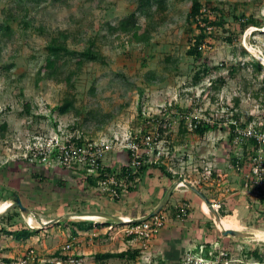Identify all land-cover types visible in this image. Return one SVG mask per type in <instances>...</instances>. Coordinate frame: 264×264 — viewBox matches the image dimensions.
Wrapping results in <instances>:
<instances>
[{
  "label": "rangeland",
  "instance_id": "obj_1",
  "mask_svg": "<svg viewBox=\"0 0 264 264\" xmlns=\"http://www.w3.org/2000/svg\"><path fill=\"white\" fill-rule=\"evenodd\" d=\"M201 1L205 3L207 0ZM211 1L214 6L223 7L226 13L234 3H238L239 10L264 19V0ZM191 4L192 0H170L164 11H155L156 6H153L155 12L149 19L135 12L139 0H0V22L8 19L13 27L10 36L0 34V125L8 124L5 132L0 131V163L6 158L27 159L31 156L34 160L29 158L28 163L32 165L36 162L35 165L59 167L58 162L49 163L50 160L44 164L31 150L41 141L46 144L67 141L65 133L73 136L83 133L97 142L109 140L113 145L110 151H119V155L124 156L127 155V140L137 133L153 132L158 136L161 123L156 117L159 116L167 120L163 127L169 123V128L160 133L159 140L153 144L150 151L152 160L162 162L176 178L185 181L189 176L197 177L196 169L203 172L207 167H213V173L220 181L230 179L244 191L241 174L239 176L232 163L233 146L228 127L221 123L223 128L220 125L204 135L184 131L186 124L181 123V113L191 108L194 114L212 115L218 120L238 113L242 122H248L250 116H253L252 122L264 120V25L261 28L249 26L240 33L235 19L229 16L226 24L216 31L212 46L207 48L201 59H197L187 53L190 38L194 35L186 20ZM121 22L124 25L120 31L113 32L110 27ZM146 27L151 29L149 43L140 41V37L131 41V31L140 33ZM59 35L67 37L68 46L75 50H83L94 39L104 61H85L78 66L74 57L69 55V66L65 71H74V75L68 83L48 77L47 69L39 74L45 64L50 40ZM229 36L233 42L228 41ZM255 63L263 67H257ZM10 64V68H4ZM203 64L219 68L195 84L194 74ZM233 67L236 70L232 74ZM220 76L226 82L216 90L212 88V79ZM71 95L76 96L79 114L60 115L53 111ZM171 103L176 106L171 108ZM26 104L31 106L32 112L26 111ZM146 117L155 120L150 127L143 124ZM75 122L79 126L73 131L71 125ZM74 166L78 168L79 164L63 168ZM181 186L187 188L185 184ZM197 187L201 189L200 185ZM51 192L49 187L36 190L32 201H29L34 210L30 209V214L25 217L27 223L39 229L34 233L37 234L34 238L37 246L30 244L26 251L35 249L36 255L46 260L43 264H51L60 256L70 255V251L64 248L67 242L74 246L82 243L85 251L92 252L76 258L81 264H161V261L185 264L188 253L197 261L201 260L202 264H264L263 197L252 195L254 205L247 211L235 213V216L226 217L223 208L218 210L225 214L222 216L220 213L221 217L238 225L236 229L255 234L249 238L222 235L221 228L207 213L208 226H204L207 233L201 242L211 246L207 256L206 248L202 250L195 246L184 251L181 258L175 252L173 257H166L163 252L158 254L157 250L146 249V255L141 253L131 259H110L99 263L94 258L96 253L105 250L119 252L129 247L136 249V240L126 237L123 231H112L113 235H98L90 239L85 233L80 234V229L76 236L70 237L75 225L93 224L92 218L82 216L96 212L101 205L83 201L71 209L78 213L59 217L61 214L55 210ZM3 193L0 190V199L6 198ZM204 193L210 195L209 191ZM199 199L198 203L203 205L204 201L201 197ZM8 209L5 211L9 212L8 216L21 213L15 221L18 228L25 226L22 211L19 208ZM86 210L91 212L83 213ZM36 213L41 215L35 218ZM172 213L169 212L170 215ZM29 217L35 220L31 223ZM2 224L0 222V226ZM5 225L11 229L7 223ZM203 225L204 222L199 227ZM41 230L44 231L39 235ZM6 231H2L0 238V258L21 257L19 253L15 254L20 249V241L11 238ZM79 237H83L81 241ZM187 240L192 243V239ZM256 248L262 254L261 259L250 254ZM11 251L13 255L10 256ZM57 251H60V256L56 255Z\"/></svg>",
  "mask_w": 264,
  "mask_h": 264
},
{
  "label": "crops",
  "instance_id": "obj_2",
  "mask_svg": "<svg viewBox=\"0 0 264 264\" xmlns=\"http://www.w3.org/2000/svg\"><path fill=\"white\" fill-rule=\"evenodd\" d=\"M108 153L109 154H107L103 160V164L106 166H122L129 160L128 151L127 155H124L125 158L124 156H120L119 154H121V152L118 151L117 153L116 150H114L113 153L111 151ZM73 168L65 169L60 166L51 168L49 166L47 167L40 164L35 165V163L32 165L31 163H28L24 158H6L0 163V190L4 192L3 196L6 197L4 199H0V203L13 202L15 201L16 197H20L21 201L29 206V201H32V194L35 193L36 190H44L48 189L49 187L50 191H52L50 194V198H52V203L56 205L55 210L56 212L61 214L59 215V217L78 213L76 211H72L71 209L76 207V205L80 202L85 201L87 202V204H97L98 202L101 205V208L96 211H103L119 218L132 217L134 218V220H137L139 218L150 215L160 205L169 189L175 183H179L180 181V178L170 179L158 168L150 167L146 174L141 177L138 188L133 191L124 190L125 193L123 192L122 197L117 200V198L112 197L109 192L104 189L105 185L100 184L97 187L87 185L86 180L84 179V169L81 168L80 164L78 168ZM230 174L232 175L231 171ZM108 180L109 179H107L106 181ZM233 181H236L234 177ZM222 183V187H212L208 184H203L201 186V190L203 192L209 191L210 195L213 196H208L211 200L221 201L223 211L226 212V217L228 215L235 216V213H238L240 211H247L251 208L250 206L254 205V198L250 196L249 193H247L245 188L244 191L240 190L238 188V184L232 183L230 179L223 180ZM224 186L227 187V190L222 191ZM193 194H195V192L188 187L184 188L181 185L177 186V189H175L168 203L162 209H166L164 211L165 214L168 215V223L158 231L147 250H157L158 254H161L163 252L164 256L166 257H169L170 255H172L171 257H173V255L176 253L178 258H181V254H183L184 251L202 244V239L203 237L205 238V234L207 233L204 229V226H208V219L206 217L207 213L204 211L203 205L198 203L200 197H198V195L196 194V196H194ZM180 200L189 201L192 207L191 215L185 221H178L176 218H173V215L169 214V212H172L174 207L180 203ZM248 200H250V203L248 202ZM262 202L264 203V200ZM28 208L34 210V208H32L31 206H29ZM108 208H110L111 210ZM68 209L70 210L68 211ZM228 211H230V213H228ZM87 212H91V210H86V212L83 213ZM40 215V213H36V215L34 216L35 218H37ZM22 217L25 226H27L26 218L24 217V215H22ZM35 218H33V220H35ZM91 218V221L93 222V228L90 230H82L81 232H79L80 234L82 232L85 233V236L87 238L90 237V239H92L93 236L98 235H113V232L111 233L110 231H108V226H102V228H100L98 226V223L110 222L109 224H116L117 222H119L109 217H97V215L91 216ZM100 219L104 220L98 221ZM203 222V227H199V225L202 226ZM196 224L198 227L196 226ZM44 230H41L39 235H42ZM63 234L66 235L65 232H63ZM69 234L70 233H68V235ZM35 236H37V234L32 235L26 240H19L20 242L18 243V246L20 247V249L18 250V252L16 251L15 254L19 253L20 256L26 255V250L28 246H30V244L31 246H33L34 244L35 246H37L34 239ZM10 237L13 238V236L11 235ZM82 238L83 237H79L80 241L82 240ZM188 238L190 240L192 239V243H189V241L187 240ZM135 240L136 248H141V240ZM43 242H41L42 245H44ZM67 243L72 244V249L68 250L70 251L68 252L70 254L69 256L73 254L79 256H88L92 253L91 251H85L83 248L84 245L82 243L76 246H74L72 242ZM147 250L145 249L146 252ZM23 251L24 253L21 255ZM10 253V256L13 255L12 251Z\"/></svg>",
  "mask_w": 264,
  "mask_h": 264
},
{
  "label": "trees",
  "instance_id": "obj_3",
  "mask_svg": "<svg viewBox=\"0 0 264 264\" xmlns=\"http://www.w3.org/2000/svg\"><path fill=\"white\" fill-rule=\"evenodd\" d=\"M170 0H139V5L137 10L135 12L137 14H141L145 16L146 18L151 19L153 17L155 11H164L168 8V3ZM153 6H156L155 11H153ZM134 12V13H135ZM231 16L233 19H235L236 23L238 24L240 28V33L244 32L249 26H255L258 28L263 27L264 25V19L257 18L254 13H247L245 10L241 11L239 10L238 3L233 4L232 9H228L227 13L223 7H217L214 6L213 2L211 0H207L205 3H202L201 0H192L191 7L189 9V12L187 14V23L189 25V30H191L194 35L190 38V46L187 50V53L191 56H195L197 59H201L203 54H205V51L207 48L212 46V40L215 37L216 31L220 27H223L226 24V21L228 20V17ZM151 24V23H150ZM124 25L123 22H121L118 26L110 27L113 29V32H119L120 27ZM13 27L12 23H9L8 19L0 22V34L2 36H10L12 34ZM62 34V33H61ZM132 35L131 41L136 39L137 37H140V41L149 43L150 41V34L151 29L149 27H146L144 31L138 32L136 30H133L130 32ZM64 37V36H63ZM67 37L62 38V35L53 37L47 48H48V54L45 60V64L40 68L39 74L43 72L44 69H47V76L52 77L57 81H66L67 83L72 79V76L74 75V71L66 72L65 70L69 66V60L67 57L70 55L74 57L75 64L78 66H81L84 64L85 61L90 62H99L104 61V55L103 53L95 47V40H90V44L85 47L83 50H75L71 49L68 46L67 43ZM228 41L233 42V39L231 36L228 37ZM247 53V51H245ZM170 59V58H168ZM257 67H263L260 63H255ZM203 67H199L198 70H196L194 74V82L195 84L199 83L201 80L207 78L213 71H215L218 66H210L208 64H203ZM12 65H6L4 66L5 69L10 68ZM236 70V67L232 68V74L233 71ZM54 76V77H53ZM226 80L223 76L217 77L216 79H212V88L214 89H221L222 86L225 84ZM76 96L71 95L66 98H64L63 102L60 105H57L54 107L53 111H57L58 114L64 115L68 114L70 112H75L77 114L80 113L79 109L76 107L75 102ZM236 101H238L236 99ZM176 105L172 104L170 105L171 108L175 107ZM178 107V106H177ZM25 109L27 112H32L31 106L29 104H26ZM141 112V109H140ZM181 113V112H180ZM166 112L163 113L165 115ZM185 114V115H184ZM194 114V111L191 110V108L188 109V111L181 113V123H185L184 125V131L190 130L189 126L186 122V116ZM231 118H235L237 120H240L239 113L237 115H231ZM214 116L215 122L210 123L203 119L198 122L197 119L193 118V122L196 125V127H193V131L197 134L204 135L206 132L211 131L213 129H216L220 126L221 123L227 122V119L225 117H222L221 119H217ZM157 121L161 123L160 126V133H163L165 129L169 128V123L166 124L165 128L163 127L164 122L167 121L166 119L157 116ZM253 119V116L249 117L248 122H242L241 124L243 126H247ZM251 120V121H250ZM152 121H155L152 119V117L145 118L144 120V126L150 127L152 124ZM7 123H2L0 125V131L5 132L7 130ZM79 123L75 122V124L71 125V129L73 131H76L78 129ZM229 129V138L230 140L233 137V128L234 125L232 123H229L228 126ZM144 130V129H143ZM142 132V131H141ZM143 133V132H142ZM160 133H158V138L160 136ZM147 134V133H143ZM143 134L140 133V135L143 136ZM161 138V137H160ZM87 139L94 140L93 138H87L86 135L83 133L80 135H74L71 138L72 142H75L77 145H82ZM159 140V139H158ZM128 151L129 160L126 164H123L122 166L118 167H110L103 164L104 158H102L101 167L98 170L97 173L92 172L90 173L88 171V168L91 167L87 161H84V163H77L83 166V173L85 175L84 179L86 180V184L90 186H99L102 184L103 181H106L110 177L114 176L117 181L121 182L122 185L119 188L121 192V197L124 192V190L127 191H133L138 188L139 181L141 177L146 174L148 169L151 168H158L161 170L166 176H168L170 179H176V175H174L169 169L162 164V162H156L151 159L149 146L142 145L141 146V153L142 156L140 157V164L136 167H132V162L134 160L133 153L130 150ZM56 152L53 154V157L57 154ZM156 153V151H155ZM27 162H29V159H25ZM236 156L232 157V163L233 165L236 164ZM65 167V166H61ZM216 175V173H214ZM124 179V181L122 180ZM179 179V178H177ZM180 180H183V178H180ZM123 181V182H122ZM125 193V192H124ZM118 200V198H117ZM166 210V209H164ZM162 210V211H164ZM173 218H176L178 213V205L174 207L172 210ZM191 213V211H190ZM221 213V212H220ZM9 212L3 215L0 218V222L3 223L0 226V238L2 237V231L7 230L11 236L18 240H26L30 238L36 231L39 229H31L28 225L23 226L22 228L17 227V223L15 221V217L19 216L21 213H14L12 215H9ZM221 215H225L221 213ZM190 214H188L184 220H187L189 218ZM168 217V216H167ZM139 221H135V223H138ZM4 223H7L11 229H9L6 225L4 226ZM77 223V221L75 222ZM74 223V225H75ZM110 222H101L98 223V226H108ZM101 226V227H102ZM76 229L71 232L70 237L76 236L79 229L80 230H90L93 228V224L89 226H83V225H75ZM13 228H16L15 230ZM210 244L205 245L204 243L201 245H198L197 248H201L202 250L206 248V256L210 253ZM203 252V251H201ZM251 255H254L255 257L261 259L262 254L259 252L258 248L250 251ZM141 253L146 255V251L144 248H136L132 249V247H129V249H126L124 251H105V252H98L94 255L95 261L99 263H105L106 261L110 259H131L134 257H137ZM57 256H60V251L56 252ZM71 256H60L58 259L65 261V264H68L66 260ZM74 258H81L79 255H73ZM5 261L9 262L11 261L10 258H5ZM51 264H56V262H52ZM161 264H168L165 261H161ZM180 264V261H179Z\"/></svg>",
  "mask_w": 264,
  "mask_h": 264
},
{
  "label": "built area",
  "instance_id": "obj_4",
  "mask_svg": "<svg viewBox=\"0 0 264 264\" xmlns=\"http://www.w3.org/2000/svg\"><path fill=\"white\" fill-rule=\"evenodd\" d=\"M193 118L197 119L200 122L201 119L213 123L215 122L214 117L211 115L209 117L202 116L200 113L192 114L186 116V122L190 130H193V127L196 125L193 122ZM227 122H223V126H228L229 123L234 125L233 128V137L230 140L233 146V154L236 156V164L233 165L236 172L242 177V180L245 184V189L247 193L256 198H264V120L259 122H250L247 126L241 124V120L235 118L226 117ZM221 125V124H220ZM221 125V128L223 126ZM166 126V124H165ZM153 132H148L143 136L140 133H137L134 138L127 140L126 148L127 150L132 151L134 160L132 162V167L136 168L140 164L141 146H149V151H152L153 144L158 140V136L151 134ZM66 134L67 141L65 142H52L46 144L41 141L40 145L35 144L31 150L33 154H37L36 157L40 158L41 162L45 164L46 160L58 162L59 166H71L73 163H84L87 161L91 167L88 168L90 173L95 172L98 175V170L101 167L102 158L113 150V145L110 144L108 140L100 142L95 140L87 139L82 145H77L75 142L71 141L72 134ZM36 143V142H34ZM58 151L57 154L53 157V154ZM34 160L33 157H27V159ZM36 163V162H35ZM213 167H207L205 171L201 172L196 169L197 177L193 178L189 176V179H186L189 183L194 186H202L203 184H208L210 186H220L222 187V181L213 173ZM220 176V175H219ZM124 181V179H122ZM122 181V182H123ZM105 185L104 189L109 192L112 197L120 199L121 192L120 187L121 182L117 181L114 176L110 177L108 181H103ZM184 182L180 181L179 185H183ZM227 190V187L224 186L222 191ZM213 206L216 210L222 208V203L219 200H211ZM191 204L189 201H182L178 204V213L176 219L179 221H185L184 218L190 214ZM167 214L165 211H160L158 214L151 216L148 219L139 220L138 223H135L134 218L132 217H122L121 221L116 224L111 223L108 225V231H116L121 233L123 231L125 236L140 239L141 248L147 249L150 246V242L155 238V235L158 231L163 228L167 223ZM27 225L35 229L34 226L27 223ZM118 225V226H117ZM122 225V226H119ZM133 239V240H134ZM67 250L72 249V244L68 243L64 247ZM35 249H30L26 255H22L18 258H10L11 261L7 262L0 258V264H43L45 259H41L36 255ZM188 260L185 261V264H202V261H197L188 253ZM202 259V258H201ZM196 260V261H195ZM56 264H65V261L57 259ZM66 262L68 264H81V261L69 257Z\"/></svg>",
  "mask_w": 264,
  "mask_h": 264
},
{
  "label": "water",
  "instance_id": "obj_5",
  "mask_svg": "<svg viewBox=\"0 0 264 264\" xmlns=\"http://www.w3.org/2000/svg\"><path fill=\"white\" fill-rule=\"evenodd\" d=\"M184 184L191 189L192 191H194L196 194H198L201 199L208 205L209 209H210V216L215 220V222L217 224H221L222 223V217L220 215V213L218 212V210L215 209V207L213 206L212 201L209 199V197L198 187L192 185L191 183L183 180ZM179 185V183H175L170 189L169 191L166 193V195L164 196L162 202L160 203V205L148 216H145L143 218H139L137 219V221L139 220H143V219H148L151 216H154L156 214H158L164 207L165 205L168 203L169 199L171 198L172 194L174 193L175 189H177V186ZM15 208H19L24 217H27L30 214V209L28 207H26L23 202L21 201L20 197H16L15 201H13V203L10 205L8 211L15 209ZM7 212L5 213H0V218L5 215ZM92 214L100 216V217H109L112 219H115L117 221H121V218L119 217H115L109 213L103 212V211H96L93 212ZM221 230H222V235L226 236V235H231V236H235L237 238H249L254 236V233H250V232H245V231H241L239 229H233V228H225L223 226H221Z\"/></svg>",
  "mask_w": 264,
  "mask_h": 264
},
{
  "label": "bare ground",
  "instance_id": "obj_6",
  "mask_svg": "<svg viewBox=\"0 0 264 264\" xmlns=\"http://www.w3.org/2000/svg\"><path fill=\"white\" fill-rule=\"evenodd\" d=\"M10 202H2L0 203V213L2 212H5L7 210V208L10 207ZM203 208H204V211L208 214H210V209L208 207V205L204 202L203 204ZM91 216H96L94 214H85L84 216H82V218H91ZM28 220L32 223L33 222V217H29ZM220 228L221 226L225 227V228H233V229H236V226H238L233 220H228L226 218H223L222 217V223L220 224H217Z\"/></svg>",
  "mask_w": 264,
  "mask_h": 264
},
{
  "label": "clouds",
  "instance_id": "obj_7",
  "mask_svg": "<svg viewBox=\"0 0 264 264\" xmlns=\"http://www.w3.org/2000/svg\"><path fill=\"white\" fill-rule=\"evenodd\" d=\"M25 159H26V158H25ZM199 189H200V188H199ZM209 199H210V198H209ZM210 200H211V199H210ZM10 203L12 204V202H10ZM11 204H10V205H11Z\"/></svg>",
  "mask_w": 264,
  "mask_h": 264
}]
</instances>
